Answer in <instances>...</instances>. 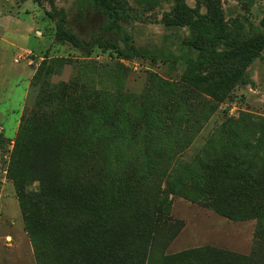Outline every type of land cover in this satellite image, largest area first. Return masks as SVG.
Wrapping results in <instances>:
<instances>
[{"label": "rangeland", "instance_id": "rangeland-1", "mask_svg": "<svg viewBox=\"0 0 264 264\" xmlns=\"http://www.w3.org/2000/svg\"><path fill=\"white\" fill-rule=\"evenodd\" d=\"M76 1L0 0V264H248L264 251V48L206 66L195 88L175 6L208 0H115L155 61L57 40L59 11L81 37L103 22ZM217 1L231 30H264V0ZM231 159L259 173L242 196L255 216L229 218L228 184L206 178Z\"/></svg>", "mask_w": 264, "mask_h": 264}, {"label": "trees", "instance_id": "trees-1", "mask_svg": "<svg viewBox=\"0 0 264 264\" xmlns=\"http://www.w3.org/2000/svg\"><path fill=\"white\" fill-rule=\"evenodd\" d=\"M138 4L153 6L159 3V0H135ZM76 11L80 19L86 16L87 8L95 10L102 18L103 22L98 29L88 31L87 37H81L75 33L69 26V19L64 11L57 12V25L54 37L62 42H67L83 53L97 47L103 50H113L118 57L124 59L130 58H154L152 52L136 46L127 31L120 22L117 3L115 0H77ZM206 11L201 13L197 9H191L185 6H175V9L184 17H187V27L193 33L187 45L192 53L184 58L183 78L195 88H201L204 77L202 70L211 64L226 61L240 54L253 53L264 48V30L251 36L244 34V23L238 24L234 30L224 20V14L220 2L217 0H208L205 5ZM249 27L251 22L247 21ZM57 137H55L56 139ZM28 151L38 148H25ZM76 154H78L76 152ZM29 157L19 158V176L14 179L16 188H20L24 180V170L26 167L31 169L32 153ZM48 157L47 153L44 154ZM235 163V164H233ZM33 164V163H32ZM16 168V165H13ZM237 168V169H236ZM236 169V170H235ZM253 170L242 166V164L231 159L228 162L217 164L211 168H205L206 178L212 180L214 185L225 184L226 199H222V210L228 212V217L232 219L245 218L251 214L252 209L258 204V200L251 205L242 200L244 194L251 192V186L254 191L257 188V180ZM261 171H264L262 169ZM260 171V172H261ZM36 181L42 183L45 179L43 168L34 170ZM261 185L259 192L260 199L264 201V184ZM33 224L34 217L27 218ZM248 264H264V251L259 254L255 252L249 257Z\"/></svg>", "mask_w": 264, "mask_h": 264}]
</instances>
